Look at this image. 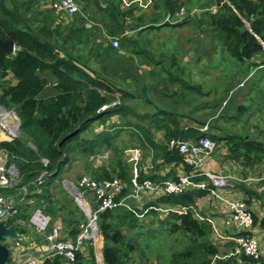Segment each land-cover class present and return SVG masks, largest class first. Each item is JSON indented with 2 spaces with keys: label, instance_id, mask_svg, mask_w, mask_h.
Instances as JSON below:
<instances>
[{
  "label": "trees",
  "instance_id": "trees-1",
  "mask_svg": "<svg viewBox=\"0 0 264 264\" xmlns=\"http://www.w3.org/2000/svg\"><path fill=\"white\" fill-rule=\"evenodd\" d=\"M76 1L80 6V0ZM44 2L42 0L40 4ZM120 3L109 1L111 22L115 26L120 17L123 22L124 18L133 17V11L138 6L133 4L122 11ZM33 4H37V1L0 0V39L12 40L17 46L14 54L0 53V105L6 109H14L21 120V136L12 141L0 142V150L8 152L9 163L15 164L19 171L18 182L12 187L0 188V192L15 199L20 219H29L35 209L41 208L54 221L58 220L64 225L65 238L75 239L80 233L81 221L71 200L67 203L55 198L53 192L56 181H63L67 166L75 160L76 154L87 159L96 157L103 148L115 147L113 140L125 129H132L138 141V145L134 146L146 150L152 157L151 161L156 164L153 170L151 167H140V181L178 180L180 174L176 173L175 168L180 166L182 173L193 171L184 161L179 149L172 145V141L177 140L198 142L201 138L209 137L215 145L224 146L228 154L226 158L230 161L239 162L246 168L264 164V142L257 141L249 133L242 136L236 133L214 135L202 132L199 126L205 123L197 120V127L183 125L182 118H190L173 111L156 110L152 111L154 113L140 114L126 103L134 98L133 94L107 80L89 64V54L93 52L100 59H109L107 63H103L104 66L112 65L115 54L118 53L112 43H98L99 46L93 47L94 49L86 48L88 51L83 56H76L74 50H69V36L62 34L65 28L54 15V12L62 15L65 13L56 11L50 3H44L45 7L41 8V12L31 14ZM185 4L184 0H155L153 9L158 12L151 16L149 22L152 24L147 27L162 25L177 28L190 24L196 18L190 15V8L181 20L177 18ZM209 4L216 5V10L207 13L206 21L201 19L198 23H207L217 33L222 47L237 63L246 65L247 76L252 70H256L254 75L257 74V78L251 76L253 80L248 84L250 91L256 89L264 99V0H209ZM66 15L62 20L72 22L73 30H78L81 43L84 44L82 40L85 26L82 23L78 25V22L84 20L81 7L79 12ZM42 16L44 17L41 18ZM138 20L141 21L142 18L139 17ZM141 26L144 24L129 25L127 30L136 31ZM69 29L72 31L70 25L66 27V30ZM125 32L121 28L113 34L121 35ZM141 32H138V36H141ZM86 41L88 42L87 38ZM122 43L125 48H132L135 52L144 48L136 35H123ZM173 59L175 63L176 60ZM125 61H119L122 63L120 70L127 73L129 66L125 65ZM246 108L242 105L238 111L242 113ZM157 133L161 135L159 140L156 139ZM114 150L117 151V148ZM161 165L172 168L161 169ZM43 174L42 181L39 182ZM89 176L98 181L118 178L126 185L124 192L127 193L133 170L118 159L112 172L102 167ZM209 194L210 188L192 189L181 194H155V198L144 206L131 202L134 211L124 206L102 211L98 215V225L104 242L103 264H130L131 253L139 245L134 230L144 227L140 220L145 215L154 216L172 234L189 235L191 242L181 253L182 260L175 256L170 264H240L235 256L217 257L224 252L219 247L221 242L224 241L226 245L229 241L217 238L212 224L197 218L194 211L189 209L185 214L173 211L164 213L152 208L197 206V200ZM139 214H143V217H139ZM83 215L85 217L84 213ZM10 223L16 224L18 231L26 236L28 227L18 223L16 219ZM237 234L249 235L247 232ZM41 240L43 242L42 238ZM87 245L88 259L80 252L79 264H98L93 245L88 242L85 244L86 248ZM242 262L264 264V256L259 259L242 256ZM41 264H64V261L60 256H53Z\"/></svg>",
  "mask_w": 264,
  "mask_h": 264
},
{
  "label": "rangeland",
  "instance_id": "rangeland-1",
  "mask_svg": "<svg viewBox=\"0 0 264 264\" xmlns=\"http://www.w3.org/2000/svg\"><path fill=\"white\" fill-rule=\"evenodd\" d=\"M35 1H37V4H33L30 11L31 14L41 11L40 2L42 0ZM184 1H186L183 6L185 13L184 15L179 13L177 18L181 20L188 14V9H192L190 15L196 18L191 21L189 26L173 28L171 26L155 25L147 27L148 24H152L149 22L151 16L158 12V10L153 9L155 0L152 6L146 8L136 6L137 8L133 11V17L127 18V33H124V35L126 37L136 35L144 48L135 52L132 48H125L124 43H121L122 40L119 39L120 48L116 49L118 51L115 54L117 58L113 57L115 61H113L112 65L104 66L103 63H107L106 61H109V59H100L93 52L89 54V64L107 80L133 94L134 98L126 103L132 105L140 114L154 113L156 110L173 111L190 118L186 120L182 118L183 125L188 124L187 126L189 127L190 125L197 127L198 120L208 123V133L214 135L236 133L242 136L249 133L257 141L264 142V99L260 97V93L256 89L250 91L248 84L255 76L257 78V74L254 75L256 70H252L247 76L245 72L246 65L237 63L229 52L222 47L217 33L213 32L207 23L202 25L198 23L201 19L206 21L208 19L207 13L215 11L216 5H210L209 0H188L189 3L187 0ZM123 6L125 7L123 11H126L133 5L127 6L123 3ZM54 15L55 19L59 22L61 21V26L65 28L62 34L69 36V40H67L69 41V50H74V55L83 56V54L87 53V49L96 47L93 46L95 43L82 44L78 30H73L72 22L66 19L62 20L64 15L61 13L57 14L54 12ZM139 17L142 18L141 21L138 20ZM137 23L144 24L145 29H143V32H141L143 26L136 31L127 30L129 25H136ZM69 25L72 31L70 29L66 30ZM138 32H141V36H138ZM108 38L112 40L113 37ZM108 38H106V41ZM61 43L62 40L59 41V44ZM173 58L176 60L175 63ZM117 59H121L120 62L126 60L125 65L129 66L127 73L120 70L123 62L120 63ZM242 105L247 108L240 113L238 109ZM146 122L148 121L146 120ZM139 123L142 124L143 122ZM135 136L132 129H125L117 134L113 140L117 151L114 150L115 147L103 148L96 157L90 159L76 154L77 156H74L76 157L75 160L67 166L63 181L60 179L56 181V189L53 192L55 198L67 203H70L71 200L72 204H74V211L77 217L80 218V223L85 221L86 215L83 217V212L80 211L81 209L74 193L65 185V181L76 183L81 175H92L94 170L102 167L112 172L118 159L128 164L132 171L134 163L129 160L128 154L130 149L136 147L134 145H138ZM160 136V133H157L156 139L159 140ZM223 147L215 145V151L211 157V159L219 163L223 173L233 177L247 178L259 173V171L263 172L264 164L256 165L254 168H246L239 162L230 161L226 158L228 154ZM136 148L140 149L141 155L138 167H151L150 169L153 170L156 164L151 161V155H148V152L141 147ZM5 160L8 163V158ZM165 167L167 166L161 165L159 168L164 169ZM112 174L115 175L114 173ZM239 184L242 183L232 180L229 186L234 188L239 186ZM207 197L209 198L210 196ZM153 198H155V195L146 194L141 202L137 204L144 206ZM205 201L206 206L208 204L211 205L212 198ZM206 206L200 207L199 210L203 217L202 220L208 222L207 219H212L213 216H211V208L204 209ZM140 217L142 218L143 214ZM140 223L144 227L134 230V236L137 238L139 245L131 253L130 264H170L175 256L182 260L183 256L181 253L186 250V247L191 242L188 234L170 233L168 227L162 226L152 215H145L140 220ZM32 233L35 232L32 229H27L26 238L20 240L23 245L27 246L29 239L35 240L38 244L43 243L38 234L32 237ZM103 243V237L101 236L97 250L94 253L95 257L100 256L102 263ZM8 247L11 251V260L8 264H17V257H22V253L16 250L15 241L9 243ZM219 247L223 249L224 254L225 246L221 244ZM27 251L33 255L37 254L33 249ZM85 251L88 255V245ZM97 263L100 264L99 262ZM238 263L240 262L238 261Z\"/></svg>",
  "mask_w": 264,
  "mask_h": 264
},
{
  "label": "built area",
  "instance_id": "built-area-1",
  "mask_svg": "<svg viewBox=\"0 0 264 264\" xmlns=\"http://www.w3.org/2000/svg\"><path fill=\"white\" fill-rule=\"evenodd\" d=\"M124 4L131 6L137 4L146 8L154 4V0H123ZM51 6L59 12L73 15L80 11V6L76 0H53ZM182 8L180 15H184ZM169 18L167 17V20ZM112 45L116 49L120 48L118 39L112 40ZM200 131L207 132L208 123L199 127ZM21 136V120L14 109H6L0 105V142L12 141ZM180 153L184 156V161L190 165L193 171L185 172L179 175L178 180L167 179L156 182L151 179L140 181L138 162L140 160V149L133 148L129 150V160L134 163L133 177L131 179L130 190L125 193L126 185L118 178L95 180L89 175L80 177L77 183L65 181V185L73 193H76L75 199L80 209L86 215V222L79 225L80 233L75 239H67L64 234V227L54 221L52 217L45 213L41 208L35 209L29 219L22 220L18 217L19 207L12 196L5 195L0 192V220L6 219L10 223L16 219L21 225L32 229L42 239L43 243L38 244L35 240L29 239L28 245H23L20 240L15 241L16 250L22 253V257H17V264H41L47 258L53 256L62 257L64 264H79L78 254L82 252L86 243L90 242L95 249L100 242L101 232L98 225V215L102 211L116 210L119 207H127L134 211L131 202L139 203L144 195L160 194L171 195L181 194L192 189L210 188V195L217 202H222L227 207L230 217L226 221L227 227L236 226L240 232H248L254 227V216L249 209L247 202L242 199H236L224 195L230 184V181H242L226 173H217L209 170L201 169L204 162L213 154L215 142L209 138H201L198 142L177 140L172 141ZM8 158V163L5 159ZM19 171L15 164L9 163V154L5 150H0V188H9L17 184ZM39 178L41 182L42 177ZM204 178V180H198ZM124 192V193H123ZM90 199H88V198ZM158 211L169 213L171 211L185 214L190 210L194 211L199 219H203L201 213L196 206H188L181 208H156ZM146 212V210H145ZM139 217L142 214L138 215ZM208 222L212 224L216 232L217 238L234 242L233 249L220 257L235 256L242 263V256L259 259L264 256V249L261 248L257 238L250 235H230L223 237L219 234L216 223L208 218ZM26 236L21 240H24ZM33 249L36 255L29 253ZM219 257V256H217ZM97 262L103 264L100 256H96ZM103 258V257H102Z\"/></svg>",
  "mask_w": 264,
  "mask_h": 264
},
{
  "label": "crops",
  "instance_id": "crops-1",
  "mask_svg": "<svg viewBox=\"0 0 264 264\" xmlns=\"http://www.w3.org/2000/svg\"><path fill=\"white\" fill-rule=\"evenodd\" d=\"M45 4L52 3L53 0H44ZM109 1L110 0H80V7H81V14L83 16V19L81 22H78V25L82 23L83 26H85V31L83 32V42L84 43H95L93 46H99L98 43H109L111 45L112 40L114 39H120L123 40V35L119 33L113 34L116 30H119L121 28H124L126 30V25L128 24L127 18H124V22L122 21V18L120 17L119 21L116 23V26L111 22L112 19V10L111 7H109ZM117 3H120V10H125V7L123 6V0H114ZM43 3V4H44ZM40 4L43 8L45 5ZM84 5V6H83ZM40 8V10H42ZM38 13L41 11H37ZM116 13L118 11L116 10ZM67 17V15H64ZM74 20V19H73ZM185 26H189V23ZM144 29V26L141 28ZM111 33L113 35H111ZM127 32H125L126 34ZM108 37H113L112 40ZM86 38L88 42L86 41ZM106 38H108V42H106ZM122 43V42H121ZM115 58H117L115 56ZM120 61L121 59H117ZM264 167V165H263ZM167 168V169H166ZM165 169L169 170V167L167 166ZM170 168H172L170 166ZM250 168V167H249ZM254 168V167H253ZM251 168V169H253ZM201 169L204 170H210L213 172H222L219 163H217L215 160L209 158L205 163L201 166ZM175 170L177 171V174H183L182 167H176ZM261 173V174H260ZM238 179H241L242 181H238L242 184H239L237 187H228L225 191H223L224 195L236 199H242L247 202V205L251 212L253 213V216L255 218V224L252 229H250L247 233L250 236H253L257 238L260 242L261 248L264 249V169L263 172L259 171V173L254 174L253 176H249L247 178L243 177H236ZM247 183V184H243ZM251 185V186H249ZM208 196L211 197L209 194ZM208 198L207 196L202 197L197 200V209L199 210L200 207L206 206L205 200H211V198ZM214 207V208H213ZM207 208H211V216L212 220L216 223L217 229L219 230V234H221L223 237L235 235L237 233H240L239 229L236 226L227 227L226 221L230 217V213L222 202H217L215 199L211 201V205L208 204L205 210ZM217 208V209H216ZM200 212V210H199ZM211 219V218H210ZM56 222L60 223L63 227L64 225L56 220ZM64 234H65V227H64ZM36 233H32V237L35 236ZM224 245V241L221 242ZM234 242H227L225 246V251H228L229 248H233ZM86 247L82 250L83 257L85 259H88L87 252L85 251ZM258 264V263H257Z\"/></svg>",
  "mask_w": 264,
  "mask_h": 264
},
{
  "label": "water",
  "instance_id": "water-1",
  "mask_svg": "<svg viewBox=\"0 0 264 264\" xmlns=\"http://www.w3.org/2000/svg\"><path fill=\"white\" fill-rule=\"evenodd\" d=\"M17 46L12 40L0 39V53L14 54ZM76 193H74V196ZM24 238V234L20 233L16 224L9 223L6 219L0 220V264H8L11 257V251L8 247L9 243Z\"/></svg>",
  "mask_w": 264,
  "mask_h": 264
},
{
  "label": "clouds",
  "instance_id": "clouds-1",
  "mask_svg": "<svg viewBox=\"0 0 264 264\" xmlns=\"http://www.w3.org/2000/svg\"><path fill=\"white\" fill-rule=\"evenodd\" d=\"M85 247V246H84Z\"/></svg>",
  "mask_w": 264,
  "mask_h": 264
}]
</instances>
